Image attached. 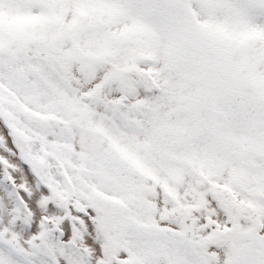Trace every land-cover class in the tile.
<instances>
[{
    "label": "snow or ice",
    "instance_id": "1",
    "mask_svg": "<svg viewBox=\"0 0 264 264\" xmlns=\"http://www.w3.org/2000/svg\"><path fill=\"white\" fill-rule=\"evenodd\" d=\"M0 264H264V0H0Z\"/></svg>",
    "mask_w": 264,
    "mask_h": 264
}]
</instances>
